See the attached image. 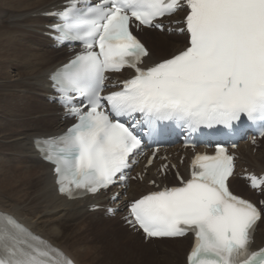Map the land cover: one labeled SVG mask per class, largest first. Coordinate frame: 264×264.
<instances>
[{"label":"snow or ice","instance_id":"snow-or-ice-1","mask_svg":"<svg viewBox=\"0 0 264 264\" xmlns=\"http://www.w3.org/2000/svg\"><path fill=\"white\" fill-rule=\"evenodd\" d=\"M80 3L72 0L54 14L63 21L55 29L58 39L80 41L85 50L52 79L66 103L78 94L87 110L71 107L78 123L62 136L35 141L55 164L62 194L96 193L112 185L117 174L125 179L123 170L141 140L121 117L142 115L156 135L164 133L166 121L181 122L191 131L216 125L230 129L242 117L264 122V0ZM181 7L187 14L180 31L186 30L189 45L169 59L140 67L149 53L132 24L163 29L156 21ZM125 67L135 75L121 90L101 95L105 73ZM233 160L219 144L215 155H195L191 177L181 186L151 192L131 205L134 222L148 238L193 234L188 264H264V248L250 251L264 210L229 190ZM248 179L254 189L264 186V177ZM0 264L73 261L14 218L0 216Z\"/></svg>","mask_w":264,"mask_h":264},{"label":"bare ground","instance_id":"bare-ground-1","mask_svg":"<svg viewBox=\"0 0 264 264\" xmlns=\"http://www.w3.org/2000/svg\"><path fill=\"white\" fill-rule=\"evenodd\" d=\"M65 1L0 0V213L14 218L75 264H86L83 260H87V264H125V257L121 258L122 247H127L129 253L145 249L146 256L133 264H185V252L191 243L189 237L144 241L138 232L117 223L125 215L127 201L155 190L147 186V182L168 181L173 185L171 171L160 174L148 170L144 178L140 169L131 175L127 192L113 187L96 196L67 201L57 195L51 166L35 151V138L57 136L73 122L64 116L47 84L49 73L69 60V49H56L42 36L45 25L51 24L44 15L60 9ZM166 37L173 44L163 42ZM139 39L149 52L144 60L147 67L171 58L186 46L185 36L177 34L161 37L142 30ZM263 141L264 136L254 146L246 142L239 145L236 150L238 171L247 168L249 172H264V156L263 162L259 160L264 151ZM167 154L175 168L183 171L179 160L185 153L171 150ZM133 177L144 179L139 183ZM228 184L235 195L257 203L258 198L247 187L243 188L235 176ZM113 196L116 201L112 202ZM109 207L115 210L111 215L107 214ZM263 220L258 222L257 228ZM169 241H175L172 247L151 245ZM263 246L264 229H257L253 249Z\"/></svg>","mask_w":264,"mask_h":264},{"label":"rangeland","instance_id":"rangeland-1","mask_svg":"<svg viewBox=\"0 0 264 264\" xmlns=\"http://www.w3.org/2000/svg\"><path fill=\"white\" fill-rule=\"evenodd\" d=\"M43 30H45V29H43ZM152 33H155V34H158V35H160L161 37H165L166 35L167 36H171V35H173V34H167V33H159V32H156V31H152ZM164 34H165V36H164ZM148 36V35H147ZM178 36V35H177ZM167 39H163L162 41L163 42H166V43H172L173 44V42L171 41V40H169V38L168 37H166ZM176 43H180V41H177ZM55 53H57V52H55ZM58 54V53H57ZM262 147L264 148V141L262 142ZM252 154H254V151L252 152ZM263 156H264V151L262 152V154L260 155V157H259V160L261 161V162H263ZM256 157V156H255ZM256 160V158H254V160L252 161V163L254 162ZM243 169H246V168H243ZM235 178H237L242 184H243V188H245V189H247L246 188V185L244 184V182L239 178V177H235ZM139 181V180H138ZM140 182V181H139ZM235 192H237L236 190H234ZM247 192V191H246ZM242 194V196H245V194L244 193H241ZM253 195H255V197L256 198H258L257 199V202L259 201V199H262V200H264V191L261 193V194H259V195H256V194H254L253 193ZM249 198H250V196H249ZM117 223L119 224V225H121L122 226V223L121 222H118L117 221ZM121 223V224H120ZM123 227V226H122ZM257 229H264V220L261 222V224L258 226V228ZM175 241H169V242H163L162 244H157V243H151V245H153V247H159L160 245L161 246H163L164 245V247H166V246H173ZM123 249H122V251H121V258H123V257H125V260H124V262H126L125 264H133V262H135V263H137L138 261H140L144 256H146V253H145V249H134V250H132V252H130L129 253V250H128V248L126 247V248H124V247H122ZM182 256H183V254H182ZM83 262H85L86 264L88 263V261L87 260H83Z\"/></svg>","mask_w":264,"mask_h":264}]
</instances>
